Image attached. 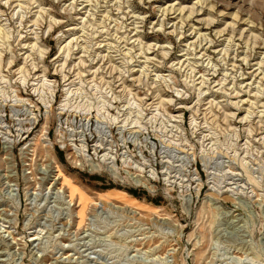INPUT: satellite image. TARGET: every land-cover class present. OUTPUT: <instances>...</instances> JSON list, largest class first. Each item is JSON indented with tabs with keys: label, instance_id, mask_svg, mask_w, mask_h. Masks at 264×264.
Returning <instances> with one entry per match:
<instances>
[{
	"label": "rangeland",
	"instance_id": "1",
	"mask_svg": "<svg viewBox=\"0 0 264 264\" xmlns=\"http://www.w3.org/2000/svg\"><path fill=\"white\" fill-rule=\"evenodd\" d=\"M0 264H264V0H0Z\"/></svg>",
	"mask_w": 264,
	"mask_h": 264
},
{
	"label": "bare ground",
	"instance_id": "2",
	"mask_svg": "<svg viewBox=\"0 0 264 264\" xmlns=\"http://www.w3.org/2000/svg\"><path fill=\"white\" fill-rule=\"evenodd\" d=\"M189 11H191V10H189ZM190 14H191V13H190ZM191 15H192V14H191ZM187 17H189V16H187ZM210 22H212V21H210ZM161 26H162V25H161ZM180 36H181V35H180ZM68 50H69V49H68ZM162 53H163V52H162ZM165 54H166V53H165ZM33 68H34V67H33ZM24 82H25V81H24ZM24 82H23V83H24ZM23 92H24V90H23ZM260 95H261V94H260ZM236 104H237V103H236ZM73 188H74V187H73ZM71 197H72V195H71ZM73 197H75V196H73ZM84 197L86 198V196H84ZM85 198H84V199H85ZM83 202H84V201H83ZM85 203H86V202H85ZM81 204H82V202H81ZM83 206H84V205H83ZM83 208H84V207H83ZM80 212H81V211H80Z\"/></svg>",
	"mask_w": 264,
	"mask_h": 264
},
{
	"label": "trees",
	"instance_id": "3",
	"mask_svg": "<svg viewBox=\"0 0 264 264\" xmlns=\"http://www.w3.org/2000/svg\"><path fill=\"white\" fill-rule=\"evenodd\" d=\"M131 192H132V193H135V192H134V191H132V190H131ZM134 195H136V194H134Z\"/></svg>",
	"mask_w": 264,
	"mask_h": 264
}]
</instances>
